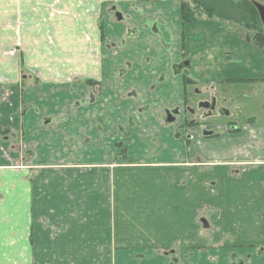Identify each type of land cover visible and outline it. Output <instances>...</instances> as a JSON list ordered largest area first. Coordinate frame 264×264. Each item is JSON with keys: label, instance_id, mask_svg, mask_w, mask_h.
I'll list each match as a JSON object with an SVG mask.
<instances>
[{"label": "crops", "instance_id": "obj_1", "mask_svg": "<svg viewBox=\"0 0 264 264\" xmlns=\"http://www.w3.org/2000/svg\"><path fill=\"white\" fill-rule=\"evenodd\" d=\"M56 1L0 5L4 49L38 44L39 6L64 10L80 32L65 65L41 68L23 93L0 91V264H264V59L248 52L251 9L236 7L232 31L216 20L239 0H200L215 14L187 26L183 0H115L105 21L107 0ZM0 57V82L18 81L24 62ZM227 84L261 86L241 91L250 113L243 129H225L222 140L175 122L165 131L176 161L160 159L159 144L150 150L152 124L166 122V109L183 112L178 93L193 86L214 96ZM90 87L100 91L93 103ZM126 93L135 108L121 101ZM126 111L138 129L121 125Z\"/></svg>", "mask_w": 264, "mask_h": 264}, {"label": "rangeland", "instance_id": "obj_2", "mask_svg": "<svg viewBox=\"0 0 264 264\" xmlns=\"http://www.w3.org/2000/svg\"><path fill=\"white\" fill-rule=\"evenodd\" d=\"M29 1H32V0H22V2L25 5ZM52 1L53 0H34L35 3H49ZM183 1L186 2L187 0H183ZM189 1H191L189 2L191 6L194 5V2H198V3L201 2L200 0H189ZM240 1L242 2L240 6H235V8L232 11H230V13H223L225 14V15H222L223 19L216 20V21H219L222 24H225L229 30H232V31L235 30L236 27L234 25L231 26V24L229 23L232 22V19L235 20L234 14L237 12L236 7L237 8L239 7L241 12L244 13V9H243L244 0H239L238 4L240 3ZM2 2L3 0H0V5ZM114 3H119V1L115 2V0H107L103 3V7H104L103 21L108 19L107 12L111 10V7ZM259 3L261 2L259 1ZM206 6L210 7L209 5H206ZM251 11H246L247 12L246 19L256 18V13L254 12V10L251 9ZM64 12H65L64 10H60L57 8L51 9L49 7H41V6L37 8V14L41 18L46 19L44 21L39 22V27L41 31L43 32H40L39 34L41 39L39 40L37 45H35V42L31 40V41L24 42L25 45L23 46L22 44H17L14 47H11V48L8 47L9 49H4L5 48L4 46L5 33L0 32V55L3 57L13 56L14 58L19 59L24 62V65H22V63L19 64V80L18 81L6 80V82H0L1 93H5L6 91H9L11 87H19L21 92L23 93L25 89L28 90L27 88L31 86L29 85L30 82H34L35 72H39L41 68H43L44 70L50 71V67L55 66L57 63H62L63 65L66 64L70 56L69 55L70 54L69 53L70 44H74L76 38L79 37L80 32L76 30V28L78 27L76 26V22L74 24L71 23L69 21V18L66 17ZM112 12H113L112 17L115 19L117 12L113 10ZM25 15H26V12H25ZM110 17H111V11H110ZM202 17H205L204 20L211 18L208 16H202ZM257 23L259 24L258 21ZM23 27L26 28L25 25H23ZM46 27L49 30H46ZM257 30H258L257 28L254 29V27L251 26L249 27L248 32L250 35H254L257 32ZM62 33H69V34H67L66 36H61ZM92 33H96V32H89L88 41H97L94 38V35L91 36L90 38V34ZM253 37L254 36H251L250 38L252 39L253 43L257 45L254 42ZM26 38H30V37L27 36ZM105 42L111 43V47H112L111 50L115 49L117 40L115 41V39L112 38L110 35L106 36ZM254 44L248 45L249 54L251 56L253 55L256 56V53H257V57H262L264 59V48L257 50L258 48L256 49V47L258 45L255 47ZM115 55H118V53H116ZM6 60L9 61V59H6ZM4 61L5 60H3L0 57V66H1L0 69H3V66L6 62ZM183 64L179 66L180 69L183 67ZM188 76L193 78L192 73H188ZM185 89L186 91L184 90L183 94H181L180 92L176 96L179 99L181 97L183 98L186 97L187 99V102L185 106L183 107V112H181V114L183 115L185 119V122L187 121L188 123L194 120L198 123L200 129L201 128L204 129V127L209 126L211 127L212 131H215V133H218V135H220L218 136V139L223 140V139H227V137L230 136L229 133H235L233 132L232 128L238 126L240 130L243 129V126L246 123L245 117L248 116V114H250L247 111V106H246L247 102H245L244 105H243V102H241L242 101L241 91H243V89L245 90V92H249L253 89L256 91V90L261 89V86L259 85L247 86L243 84L242 86L237 87V86H229V84H227V88L219 90V92H217L214 95V97L216 98L215 99L216 108H215V112L210 116L205 115L204 111L198 107L199 102L206 101V99H210L211 97L210 93L207 92L206 88L200 87L199 90H197L193 86H187L185 87ZM97 91H99L98 87H96V89L94 87L93 89L90 87L89 92H88L89 94L87 95L88 103L90 102L93 103L94 101L97 100L95 99L98 96ZM122 100L126 103L128 102L132 103V108H135L134 99L132 98V96H129L128 93H126L124 96L121 97V101ZM82 101H84V97ZM21 106H22L21 111L23 112V114L24 112L31 111L29 109L30 106H27L25 102H22ZM187 106L195 110L194 114H191L186 110ZM134 118H135V114L133 112L130 113L129 111H126L124 114V122L121 125L125 127L129 126L133 129L134 128L138 129V122L136 121L134 122L133 120ZM107 120H109V118H107ZM168 127L172 128L171 131L177 130V124L169 125L168 123L164 122V120L159 119L157 124H152V127H150V129L147 130V134L149 136L146 135L145 138L153 140L152 141L153 144L150 145V150H151V147H153V145L158 146L159 144L158 147H154L152 150L158 153L157 156L160 159L166 162H174L176 161L175 157H179V153H177V149L179 147L175 142H171L170 137H167L168 136L167 133H170V131H165V130ZM184 128L187 129L188 126L185 125ZM225 129H228L231 131L227 133ZM191 132L192 131H190L189 133ZM203 134H204V131H203ZM161 137H165L164 140H162ZM123 143L124 142H120V144H123ZM21 147H19V151L22 152L23 160L31 162L30 159H32V157L34 156V152L31 149L26 150L27 147L25 148V146L23 145ZM220 148L222 149V151L224 150L225 147L223 143L220 144ZM151 156H154V154H151ZM224 157L225 156L223 155L222 158ZM224 169L226 168L219 169V171L224 170ZM200 170L203 172L215 171L213 168L209 170V168H205V167H202ZM199 227H200L202 234L204 235L210 233L211 231L210 229H204L201 222H199Z\"/></svg>", "mask_w": 264, "mask_h": 264}, {"label": "trees", "instance_id": "obj_3", "mask_svg": "<svg viewBox=\"0 0 264 264\" xmlns=\"http://www.w3.org/2000/svg\"><path fill=\"white\" fill-rule=\"evenodd\" d=\"M243 2H244V8L243 9L244 10L253 9L254 12L256 13V19L260 24V19H259V15H258V11H257L256 7L249 0H244ZM241 3L242 2L240 1L239 5ZM214 14L215 13H214V10L212 8L206 7L202 3L194 2L193 6H191L189 4V2H183L182 3V20H183V24L185 26L200 20L202 16H208V17L212 18V16ZM206 20H209V19H206ZM253 24H249L248 27H251V26L255 27L257 25L259 26V27L257 26L258 30L254 34L253 40L258 45V48L262 49V48H264V31H263V28L258 23H257V25H256V23L254 25ZM191 82H192L191 79H188V78L185 79V83L188 84ZM88 83L95 85V82H93V81H88ZM122 146H123V144H120V147H122ZM125 154H126V147H124L122 149V155L125 156Z\"/></svg>", "mask_w": 264, "mask_h": 264}, {"label": "flooded vegetation", "instance_id": "obj_4", "mask_svg": "<svg viewBox=\"0 0 264 264\" xmlns=\"http://www.w3.org/2000/svg\"><path fill=\"white\" fill-rule=\"evenodd\" d=\"M115 10V9H114ZM187 63H185V65H186ZM193 82V81H192ZM200 93V92H199ZM216 98L213 96V95H211V97H210V99H206V101H201V102H210L211 103V105H212V102H213V100H215ZM201 102H199V104L201 103ZM199 104H198V106H199ZM215 108H216V100H215ZM215 108H214V110H212V112H211V110L210 109H208V110H203L204 111V114L205 115H207V116H210V115H212L214 112H215ZM186 110L189 112V113H192V114H194V112H195V110L193 109V108H190V107H186ZM164 115H165V117H166V119H172V118H175V120H176V122H178L183 128H184V126L185 125H187L188 126V128L189 127H199V125H198V123L196 122V121H191V122H188L187 123V121L185 122V119H184V117L181 115V112H178V110L177 109H171V110H165V112H164ZM183 117V120H182V122H180V119ZM175 123V122H174ZM200 129V128H199ZM201 131H202V133H203V131H212V129H211V127H209V126H206V127H204V129H200ZM215 132V131H214Z\"/></svg>", "mask_w": 264, "mask_h": 264}, {"label": "water", "instance_id": "obj_5", "mask_svg": "<svg viewBox=\"0 0 264 264\" xmlns=\"http://www.w3.org/2000/svg\"><path fill=\"white\" fill-rule=\"evenodd\" d=\"M250 1L256 7V9H257V11L259 13L261 22H262V24L264 26V5L259 3V2H257L256 0H250ZM117 16H118L119 19H121V16L119 14ZM199 108H203V109H207V110L210 109L211 112H212V110H214V108H215V100H213L212 105H211L210 102H201L199 104ZM211 134L212 133H208L207 135H211ZM203 223H204V227L205 228L209 227V224L207 223L206 220H203Z\"/></svg>", "mask_w": 264, "mask_h": 264}]
</instances>
